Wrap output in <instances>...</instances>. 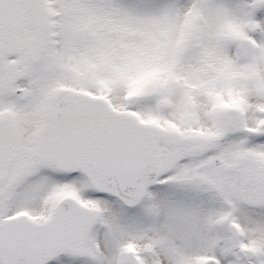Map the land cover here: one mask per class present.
<instances>
[{
	"label": "snow or ice",
	"instance_id": "snow-or-ice-1",
	"mask_svg": "<svg viewBox=\"0 0 264 264\" xmlns=\"http://www.w3.org/2000/svg\"><path fill=\"white\" fill-rule=\"evenodd\" d=\"M0 264H264V0H0Z\"/></svg>",
	"mask_w": 264,
	"mask_h": 264
}]
</instances>
